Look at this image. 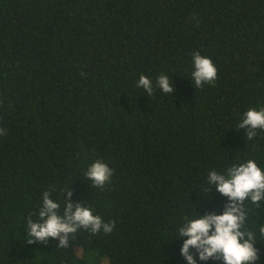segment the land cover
Instances as JSON below:
<instances>
[{
  "label": "trees",
  "instance_id": "obj_1",
  "mask_svg": "<svg viewBox=\"0 0 264 264\" xmlns=\"http://www.w3.org/2000/svg\"><path fill=\"white\" fill-rule=\"evenodd\" d=\"M196 52L215 83H192ZM249 108H264V0H0V264H186L185 217L228 202L209 171L264 169V131L238 127ZM97 159L102 189L85 175ZM68 188L113 231L29 244L43 193L62 214ZM246 207L248 228L264 223V203ZM254 247L264 264V237Z\"/></svg>",
  "mask_w": 264,
  "mask_h": 264
},
{
  "label": "clouds",
  "instance_id": "obj_2",
  "mask_svg": "<svg viewBox=\"0 0 264 264\" xmlns=\"http://www.w3.org/2000/svg\"><path fill=\"white\" fill-rule=\"evenodd\" d=\"M192 83L196 88L205 84H213L217 79V69L212 60L196 52L193 54ZM156 86L165 94H172L174 86L168 75H160ZM137 88H143L148 96L154 94V87L149 77L141 74L136 83ZM239 129H246L248 141H254L257 130L264 131V108L257 110L249 108L242 116ZM0 128V136L6 135ZM88 180L97 188H103L109 183L113 170L100 159L95 160L85 173ZM207 184L215 186L217 192L228 198L222 214L205 213L195 218L185 217V222L179 227V237L184 238L180 255L186 264H197L219 260L221 264H257L259 250L254 247L257 235L264 237V223L254 229L248 228L249 208L254 206L255 214L261 203H264V169L248 159L246 162L233 163L223 172L209 171ZM206 189L209 192V189ZM67 202L63 213L60 204L50 198V193H43L39 209V220L27 218V242L47 243L49 238L59 241L58 248H68L69 236H76L80 229L95 235L101 231L109 234L115 227V221L105 222L100 216L94 215L91 208L73 203V192L65 190ZM179 238V239H180Z\"/></svg>",
  "mask_w": 264,
  "mask_h": 264
},
{
  "label": "rangeland",
  "instance_id": "obj_3",
  "mask_svg": "<svg viewBox=\"0 0 264 264\" xmlns=\"http://www.w3.org/2000/svg\"><path fill=\"white\" fill-rule=\"evenodd\" d=\"M106 259L104 258L103 260H102V263L101 264H106Z\"/></svg>",
  "mask_w": 264,
  "mask_h": 264
}]
</instances>
